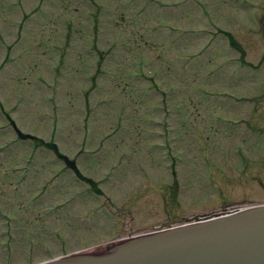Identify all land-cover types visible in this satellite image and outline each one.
I'll use <instances>...</instances> for the list:
<instances>
[{"label":"rangeland","instance_id":"374dc122","mask_svg":"<svg viewBox=\"0 0 264 264\" xmlns=\"http://www.w3.org/2000/svg\"><path fill=\"white\" fill-rule=\"evenodd\" d=\"M263 33L264 0H0V264L264 202Z\"/></svg>","mask_w":264,"mask_h":264},{"label":"water","instance_id":"95a60500","mask_svg":"<svg viewBox=\"0 0 264 264\" xmlns=\"http://www.w3.org/2000/svg\"><path fill=\"white\" fill-rule=\"evenodd\" d=\"M164 225L34 264H264V203Z\"/></svg>","mask_w":264,"mask_h":264},{"label":"trees","instance_id":"16d2710c","mask_svg":"<svg viewBox=\"0 0 264 264\" xmlns=\"http://www.w3.org/2000/svg\"><path fill=\"white\" fill-rule=\"evenodd\" d=\"M34 139H38V138H35L34 137ZM40 141V140H39ZM51 149H53L54 150V152H56V154L59 156V157H61L63 160H71V159H68L65 155H63V154H61V153H59L58 152V149L56 148V146L52 143V142H50V143H46Z\"/></svg>","mask_w":264,"mask_h":264},{"label":"flooded vegetation","instance_id":"af4514ba","mask_svg":"<svg viewBox=\"0 0 264 264\" xmlns=\"http://www.w3.org/2000/svg\"><path fill=\"white\" fill-rule=\"evenodd\" d=\"M263 37H264V33H263ZM174 219H175V218H174ZM174 219H172V218H168V219H166V220H164V221H171V220H174ZM164 221H163V222H164ZM160 223H161V222H160ZM160 223H158V224H160ZM151 226H155V225H152V224H151V225L148 226V228H150Z\"/></svg>","mask_w":264,"mask_h":264}]
</instances>
